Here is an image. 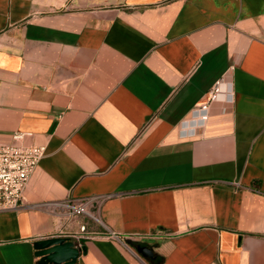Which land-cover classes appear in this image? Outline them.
<instances>
[{
    "label": "crops",
    "instance_id": "0c3cea01",
    "mask_svg": "<svg viewBox=\"0 0 264 264\" xmlns=\"http://www.w3.org/2000/svg\"><path fill=\"white\" fill-rule=\"evenodd\" d=\"M20 134L46 151L0 264L52 236L75 264H264V0H0V143Z\"/></svg>",
    "mask_w": 264,
    "mask_h": 264
},
{
    "label": "built area",
    "instance_id": "2783aa9c",
    "mask_svg": "<svg viewBox=\"0 0 264 264\" xmlns=\"http://www.w3.org/2000/svg\"><path fill=\"white\" fill-rule=\"evenodd\" d=\"M221 91L220 81L210 88L203 108H208ZM23 134L17 135L16 143H0V212L20 207V200L26 185L43 158L46 146L21 142ZM90 198L78 203L57 202L60 207L67 206L70 214L88 213L87 204ZM80 249L82 244L77 245Z\"/></svg>",
    "mask_w": 264,
    "mask_h": 264
},
{
    "label": "water",
    "instance_id": "95a60500",
    "mask_svg": "<svg viewBox=\"0 0 264 264\" xmlns=\"http://www.w3.org/2000/svg\"><path fill=\"white\" fill-rule=\"evenodd\" d=\"M38 264H75L81 249L69 236H52L35 240L33 243ZM137 251L146 258H152L154 252L146 245H138Z\"/></svg>",
    "mask_w": 264,
    "mask_h": 264
},
{
    "label": "trees",
    "instance_id": "16d2710c",
    "mask_svg": "<svg viewBox=\"0 0 264 264\" xmlns=\"http://www.w3.org/2000/svg\"><path fill=\"white\" fill-rule=\"evenodd\" d=\"M82 248H83V250H84V246H83V245H82ZM82 248H81V249H82Z\"/></svg>",
    "mask_w": 264,
    "mask_h": 264
}]
</instances>
